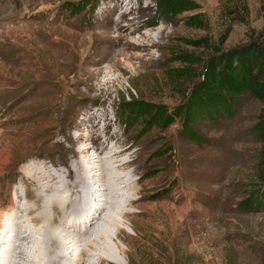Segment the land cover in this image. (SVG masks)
<instances>
[{"label": "rangeland", "instance_id": "1", "mask_svg": "<svg viewBox=\"0 0 264 264\" xmlns=\"http://www.w3.org/2000/svg\"><path fill=\"white\" fill-rule=\"evenodd\" d=\"M196 1V10L168 17L155 0H0V152L8 153L0 162V209L10 204L9 186L20 194L27 169L66 175L80 158L76 136L95 133L82 140L87 146L105 131L97 146L112 134L141 144L137 164L154 194L146 201L157 204L135 219L138 237L125 246L131 262L123 264H264V206H244L259 188L263 143L253 126L261 103L244 94L233 111L194 122L200 140L182 132L181 117L148 125L149 115L128 119L120 109L136 100L167 110L183 105L191 82L170 80L169 71L183 66L174 57L211 51L189 40L208 37L223 50L264 40V0H245L249 15L223 43L220 0ZM192 13L209 28L189 26ZM175 197L181 219L173 226L162 204Z\"/></svg>", "mask_w": 264, "mask_h": 264}, {"label": "bare ground", "instance_id": "2", "mask_svg": "<svg viewBox=\"0 0 264 264\" xmlns=\"http://www.w3.org/2000/svg\"><path fill=\"white\" fill-rule=\"evenodd\" d=\"M104 134L97 133L95 139L100 142ZM85 136L94 138L95 133L76 136L80 158L66 175L50 166L40 175L33 167L20 181L25 193L9 186L11 205L0 209V264H123L122 258L131 262V248L125 246L138 237L135 219L157 207L146 201L153 193L147 192L138 165L141 144H126L112 134L101 146L98 141L84 146ZM93 144L96 150L90 153ZM7 154L0 152V162ZM178 197L162 204L173 226L181 219Z\"/></svg>", "mask_w": 264, "mask_h": 264}, {"label": "trees", "instance_id": "3", "mask_svg": "<svg viewBox=\"0 0 264 264\" xmlns=\"http://www.w3.org/2000/svg\"><path fill=\"white\" fill-rule=\"evenodd\" d=\"M159 12L164 16H177L199 8L196 0H155ZM264 17V3L261 6ZM249 15V8L244 0H220V19L228 24L219 42L223 43L232 31L233 24L244 21ZM189 26L206 30L209 25L200 13H192L186 18ZM156 23V22H155ZM154 25V23H152ZM264 32H261V34ZM195 47L210 49L206 56L183 51L174 57V61L183 66L169 71V78L174 83L190 81L189 93L184 95V104L173 110L163 105H155L146 100L126 101L120 104L121 111L128 119L149 115L148 125L156 121L169 126L178 117L183 118L182 132L190 137L202 139L192 127L201 118L214 119L222 113L231 112L239 98L244 94L261 103L258 119L253 126L263 145L258 153L256 178L259 188L253 190L244 201L247 208L264 206V40L260 37L247 43L223 50L208 37L189 40Z\"/></svg>", "mask_w": 264, "mask_h": 264}]
</instances>
